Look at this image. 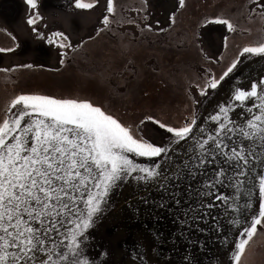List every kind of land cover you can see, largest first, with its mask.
<instances>
[{
	"label": "snow or ice",
	"instance_id": "6c2138e0",
	"mask_svg": "<svg viewBox=\"0 0 264 264\" xmlns=\"http://www.w3.org/2000/svg\"><path fill=\"white\" fill-rule=\"evenodd\" d=\"M25 3L32 34L60 50L61 65L101 34L118 35L124 23L136 24L141 37L166 31L137 22L149 19L148 0H141L136 19L125 15L127 0H105L96 36L74 44L64 31L46 34L40 0ZM99 3L70 0L74 9H94ZM185 5L179 0L180 8ZM230 11L235 15L203 21L223 25L231 35L223 37L218 59L203 56L205 66L191 84L207 97L226 78L235 77L236 83L207 115L195 110L200 101L193 98L189 115L175 126L155 113L137 122L115 103L78 92L42 94L24 87V73L38 70L32 64L0 68V264H107L102 259L107 252H92L91 230L125 185L156 191L159 207L171 201L180 225L189 231L223 233L227 220L239 233L231 264H253L254 237L258 226L264 230V76L242 85L235 73L244 60L264 58V0H238ZM175 17L173 12V23ZM3 31L10 43L0 45V54H14L21 45L12 32ZM254 31L258 42L235 43L238 33ZM131 35L120 40L122 49L136 42L128 39ZM145 121L166 130L167 138H145ZM197 243L203 246V241L188 240L190 246ZM179 264H199L191 247Z\"/></svg>",
	"mask_w": 264,
	"mask_h": 264
},
{
	"label": "rangeland",
	"instance_id": "374dc122",
	"mask_svg": "<svg viewBox=\"0 0 264 264\" xmlns=\"http://www.w3.org/2000/svg\"><path fill=\"white\" fill-rule=\"evenodd\" d=\"M202 2L189 1L192 9H187L188 13L180 14L179 0H148L149 19L146 22H137L141 27L143 23H149L154 29L163 28L166 30L164 33H146L141 37L136 24L124 23L119 26L118 35L101 34L85 45L78 56L73 57L70 53L65 64H72L69 66L73 72L72 77L78 83L84 82L92 96L95 93L102 94V97L112 99L117 108L119 105L132 104L130 101L136 94L135 105L133 104L136 107L132 108V111L121 112L137 122L143 119L145 114L155 113L157 119L169 118L174 121L171 124L175 126L189 115L188 110L192 107L193 98L200 101L195 105V110L207 115L228 94L236 80L235 77L226 78V81L222 82L215 92L210 91L207 97H201L191 84V77L200 75L205 66L203 56L218 59L224 52L223 37L231 35L223 25L204 24L203 21L205 18L210 20L213 15H235L230 9L238 1L229 6L226 5L227 2H222L221 6L209 10L204 8L207 6H203L206 2ZM140 3L141 0H127L125 15L136 19V9L140 7ZM104 4L105 0H100L94 9H74L70 6V0H40V12L45 17L44 22L49 25L48 30H45L46 34L48 31H64L74 44L87 40L90 35L95 37V29L100 27L99 20L102 19ZM28 11L25 0H0V45L10 43L4 29L12 32L21 45L14 54H0V68L28 63L38 69L32 72L38 79H55L56 77H51V71L42 70L45 73H39V70L61 68L63 65L59 63L60 50L55 45H48L46 41L35 38L26 23ZM173 12L176 13L175 23L172 21ZM125 33L132 34L128 37L129 40L136 39L130 50L120 46V40ZM260 39L255 31L250 35L238 33L235 43L245 45ZM232 42L230 38V46ZM200 49H203V54ZM220 66H223V62ZM214 71L218 72L219 68H214ZM150 72L169 75L168 85L163 91L157 92L151 80L143 79ZM24 74L28 75V72ZM235 76L240 77L239 83L242 85H246L249 79L264 76V58L253 56L244 60ZM140 85H144L146 89L142 90V86L141 90H136ZM157 86H160L158 81ZM84 91L79 94L86 96ZM167 93L170 97L176 95L173 103L165 102ZM146 102H153L156 106L143 107ZM166 108L169 112L162 113ZM141 128L145 138H151L153 142L166 139L169 135L166 130L150 121H145ZM142 196L150 202L157 201V204L145 205L140 199ZM159 200L160 195L156 191H145L135 185H125L118 190L112 196V202L104 215L91 230L93 254L107 252L108 256L102 257L107 264H142L141 257L147 264H179L181 257L191 247V252L199 264H231L233 241L238 238L239 233L227 225V220L223 221V233L189 231L180 225L175 205L167 201L164 207H159ZM256 209L258 204L254 205V211ZM224 236H227V242L224 241ZM190 239L203 241V246L199 243L190 246ZM254 240L256 246L251 253L253 264H264V230H260V226Z\"/></svg>",
	"mask_w": 264,
	"mask_h": 264
},
{
	"label": "trees",
	"instance_id": "16d2710c",
	"mask_svg": "<svg viewBox=\"0 0 264 264\" xmlns=\"http://www.w3.org/2000/svg\"><path fill=\"white\" fill-rule=\"evenodd\" d=\"M202 1L206 2V3L204 4ZM236 1H238V0H201V2L203 3V6L204 5L207 6V7H204L207 10H209L210 8L214 9L217 6H221L222 2H227L228 4H226V5L229 6L230 4H232V2H236ZM204 10H202V11H204ZM71 65L72 64L69 62V63L63 65L58 70H49V69H41V70H39V73H45V72H42V70L51 71L52 74H50V75H51V77H56L55 79H53V78L52 79L51 78L50 79H45V78L38 79L37 77H35L33 75L34 73L28 72V75H27L28 79L24 82L23 86L24 87L26 86L27 88L34 89V90H36V91H38V92H40L42 94H53V93L60 94V93H69V92H78V93H80V92H83L85 90L84 92L86 93V96H88V97H90L92 99L102 100L106 104L107 103H114V102H112L113 101L112 99H108V98L102 97V94L95 93V95L92 96L91 91L89 90V88H87V86H86V84H84V82L83 83H78V81L76 82L74 80V78L72 77L73 72L70 71L71 68L69 66H71ZM68 67L70 69H68ZM168 76L169 75H166L165 73H156V72L155 73H151L150 72L146 77H143V79H145V81L151 80L153 82V87L155 86L154 88L157 90V92H159V91H163L165 89V87H167V85H168L167 80L170 79ZM156 81L160 82V86L156 87ZM130 82H131V80L129 81V83ZM134 87L136 88V85ZM141 87H142V90H144V88H145L144 85L138 86L136 90H141L140 89ZM89 91H90V94H91L90 96H89ZM140 96H142V95H140ZM136 97L137 96L135 94L134 98L131 99L130 102H132V104L131 103L124 104L123 106L119 105L120 107L118 109L120 111H123V112L125 111L124 113H126L128 111H132V108L136 107V106H133V104L135 105L134 99ZM175 98H176V95L174 97H170V94L167 93V97L164 98V100H165V102L166 101H168V102L170 101V103H173ZM143 99H145V98H143ZM137 104H139V103H137ZM147 105H149L148 106L149 108H151V106H156L153 102L152 103H147L146 102V105L143 104L142 106L146 107ZM121 108H122V110H121ZM135 111H139V110H135ZM164 111L165 112H169V110L167 108L162 110V113ZM160 118H161V120L163 122L167 121V122H170V123H174V121L170 120L169 118H166V119L164 117H160Z\"/></svg>",
	"mask_w": 264,
	"mask_h": 264
},
{
	"label": "flooded vegetation",
	"instance_id": "af4514ba",
	"mask_svg": "<svg viewBox=\"0 0 264 264\" xmlns=\"http://www.w3.org/2000/svg\"><path fill=\"white\" fill-rule=\"evenodd\" d=\"M189 1H191V0H186V5H185V7L184 8H179L178 10V13H180V14H183V13H188V10H189V8H191L192 9V7H190L191 5H190V3H189ZM188 9V10H187ZM192 12V10L191 11H189V13H191ZM200 12V11H199ZM195 13V12H194ZM196 14H197V12H196ZM200 14V13H199ZM196 16V15H195Z\"/></svg>",
	"mask_w": 264,
	"mask_h": 264
}]
</instances>
